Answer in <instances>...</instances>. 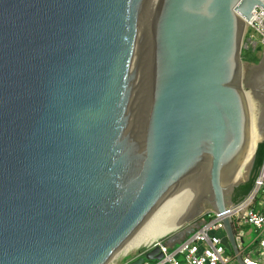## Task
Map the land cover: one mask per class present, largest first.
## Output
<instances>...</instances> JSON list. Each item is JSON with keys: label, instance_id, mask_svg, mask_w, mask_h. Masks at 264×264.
Here are the masks:
<instances>
[{"label": "water", "instance_id": "water-1", "mask_svg": "<svg viewBox=\"0 0 264 264\" xmlns=\"http://www.w3.org/2000/svg\"><path fill=\"white\" fill-rule=\"evenodd\" d=\"M257 6L0 0V264H110L236 203L264 141Z\"/></svg>", "mask_w": 264, "mask_h": 264}, {"label": "built area", "instance_id": "built-area-1", "mask_svg": "<svg viewBox=\"0 0 264 264\" xmlns=\"http://www.w3.org/2000/svg\"><path fill=\"white\" fill-rule=\"evenodd\" d=\"M247 26L250 30V42L256 44L255 38L259 37L260 44L264 47L263 7L257 6L254 9L253 18L247 22ZM225 218H229L232 222L239 251H244L245 226L253 227L261 234V237H257L254 242L258 243L257 250H254L257 256L240 255L242 264H264V163L254 187L243 200L221 212L215 210L204 212L198 220L195 231L177 246L170 247L163 240H157L153 245L151 244V247L159 246L163 257L155 260L154 263L145 260L143 264H233V256L227 251L221 235V232L225 231Z\"/></svg>", "mask_w": 264, "mask_h": 264}, {"label": "rangeland", "instance_id": "rangeland-1", "mask_svg": "<svg viewBox=\"0 0 264 264\" xmlns=\"http://www.w3.org/2000/svg\"><path fill=\"white\" fill-rule=\"evenodd\" d=\"M249 36H250V30L248 29V26L246 27V30H245V34H244V37H243V44H242V52H241V56H242V59L243 61L245 62H249V63H253V64H256V65H259L263 55H264V48L260 46V38L259 37H256L255 40L257 41L256 44H252L250 42V39H249ZM246 48H250V49H256V48H260L258 51L255 50L253 51L254 54L257 56V60H245L243 58V50L246 49ZM245 53V51H244ZM208 210H213V208L211 207H205L201 213H204ZM200 216H197L193 219H191L189 222H185L182 226L178 227V228H174L173 230H171L170 232L166 233L165 235H163L162 237L158 238L157 240H163V239H166L168 236L172 235L173 233L177 232V231H180L181 232V236H185L187 234V230L190 229V226H194V225H197L198 223V220H199ZM250 227V226H249ZM251 230L247 236V240L245 242V244L247 245V248H246V251H256L257 248H258V243H254V244H250V242H253L255 239H257V237H261V234L259 232H256L254 230L253 227H250ZM156 240V241H157ZM156 241H154L153 243H155ZM153 243H148L146 245H143L141 247L138 248V250L136 251L135 254H133L132 256H130L129 258H114L110 264H126L127 262H129L130 260H132L133 258L137 257L141 252L147 250L148 248H150ZM152 244V245H151ZM179 244V243H178ZM177 244V245H178ZM176 245V246H177ZM170 250H172L170 248ZM155 260H152V263H154Z\"/></svg>", "mask_w": 264, "mask_h": 264}, {"label": "trees", "instance_id": "trees-1", "mask_svg": "<svg viewBox=\"0 0 264 264\" xmlns=\"http://www.w3.org/2000/svg\"><path fill=\"white\" fill-rule=\"evenodd\" d=\"M261 47V46H259ZM260 48H246L243 50V58L245 60H257V56L254 54L253 51L255 50H259ZM245 51V53H244ZM264 163V141L259 142L257 149H256V154H255V160H254V164H253V168H252V172H251V176L249 178V180L241 183L236 189L235 192L233 194V201L234 202H239L241 200H243L248 194L249 192L252 190V188L254 187L256 178L260 172V169L262 167Z\"/></svg>", "mask_w": 264, "mask_h": 264}, {"label": "crops", "instance_id": "crops-1", "mask_svg": "<svg viewBox=\"0 0 264 264\" xmlns=\"http://www.w3.org/2000/svg\"><path fill=\"white\" fill-rule=\"evenodd\" d=\"M260 46H262L261 44H260ZM263 47V46H262ZM264 48V47H263ZM245 233H244V236H243V241H244V251H239V253L240 254H244V255H246V254H249V255H251L252 257H256L257 256V254L255 253V251H252V250H250V251H246V248H247V245L245 244V242H246V238H247V236H248V234H249V232H250V230H251V228L249 227V226H245ZM221 235L223 236V238H224V243H225V245H226V247H227V251L229 252V254H231L232 256H233V264H241V262L238 260V258H237V256H236V254H235V252L233 251V249H232V247H231V245H230V243H229V240H228V237H227V235H226V232L225 231H222L221 232ZM185 237H187V234L185 235V236H181V232L180 231H177V232H175V233H173L172 235H170V236H168L166 239H163V241L165 242V243H167L170 247H174V246H176L180 241H182ZM256 240V239H255ZM255 240L253 241V242H250V244H254V242H255ZM242 252V253H241Z\"/></svg>", "mask_w": 264, "mask_h": 264}, {"label": "bare ground", "instance_id": "bare-ground-1", "mask_svg": "<svg viewBox=\"0 0 264 264\" xmlns=\"http://www.w3.org/2000/svg\"><path fill=\"white\" fill-rule=\"evenodd\" d=\"M154 241H156V240H154ZM154 241H152V243L154 242ZM151 243V242H150ZM114 259V258H113Z\"/></svg>", "mask_w": 264, "mask_h": 264}]
</instances>
